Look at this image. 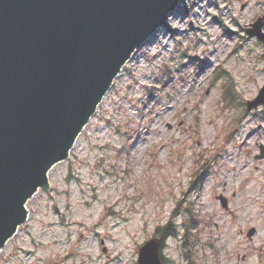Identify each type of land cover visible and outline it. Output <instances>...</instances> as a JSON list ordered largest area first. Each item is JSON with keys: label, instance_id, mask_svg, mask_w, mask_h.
<instances>
[{"label": "rangeland", "instance_id": "rangeland-1", "mask_svg": "<svg viewBox=\"0 0 264 264\" xmlns=\"http://www.w3.org/2000/svg\"><path fill=\"white\" fill-rule=\"evenodd\" d=\"M262 15L264 0H181L27 199L0 264H137L171 216L168 264H264V105H225L211 84L220 66L240 101L257 96L263 44L247 28Z\"/></svg>", "mask_w": 264, "mask_h": 264}, {"label": "water", "instance_id": "water-1", "mask_svg": "<svg viewBox=\"0 0 264 264\" xmlns=\"http://www.w3.org/2000/svg\"><path fill=\"white\" fill-rule=\"evenodd\" d=\"M179 2L0 0V249L26 220L27 199L48 187L51 166L68 157L122 65ZM263 19L247 32L264 48ZM260 104L264 85L246 108ZM263 154L261 146L257 157ZM160 244L158 237L145 241L137 264H163Z\"/></svg>", "mask_w": 264, "mask_h": 264}, {"label": "trees", "instance_id": "trees-1", "mask_svg": "<svg viewBox=\"0 0 264 264\" xmlns=\"http://www.w3.org/2000/svg\"><path fill=\"white\" fill-rule=\"evenodd\" d=\"M220 81V99L225 105H236L238 102H241L244 105L243 101H240L239 93L237 91L235 80L233 76L229 73V71L225 68L220 66L216 67L213 71V77L211 79V84ZM148 93L153 95L154 91L153 88H149ZM191 224L188 220H184L183 222V229L185 232L189 229ZM155 234L160 235L165 240L168 236H177L178 234V224L174 222L173 217L171 216L170 219L163 225L157 226L155 230ZM188 236L185 233L183 235V240L187 239ZM185 243H183V247ZM164 259V257H163ZM164 261H166L164 259ZM192 262V261H191Z\"/></svg>", "mask_w": 264, "mask_h": 264}]
</instances>
